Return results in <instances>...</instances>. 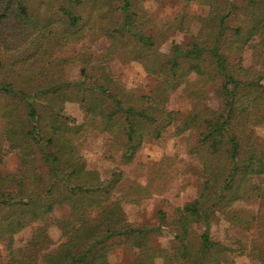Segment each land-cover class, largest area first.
Masks as SVG:
<instances>
[{"label": "trees", "instance_id": "obj_1", "mask_svg": "<svg viewBox=\"0 0 264 264\" xmlns=\"http://www.w3.org/2000/svg\"><path fill=\"white\" fill-rule=\"evenodd\" d=\"M144 1L0 0V165L7 152L19 161L15 172L0 170L2 264H151L156 258L220 264L228 249L210 239L212 218L222 215L239 232L251 228L255 217L235 205L264 200V136L256 133L264 125V0H172L197 2L208 11H177L161 24ZM230 18L236 25L228 24ZM194 20L196 33L190 30ZM173 31L188 33V41L162 52ZM82 41L103 46L70 57L59 53ZM248 48L253 54L245 67ZM116 58L136 62L156 84L148 92L127 88L111 67ZM73 63L78 76L69 79ZM181 85L192 102L185 114L167 107ZM210 94L217 108L208 105ZM70 101L78 104L81 123L63 114ZM169 127L176 135L187 132L185 155L198 170V192L181 206L162 200L154 225L134 224L123 203L162 193L170 163H141L145 183L119 168L101 178L86 167L78 140L89 131L102 133L121 162L130 163L144 142L164 140ZM61 205L68 212L52 218ZM52 223L62 238L54 248ZM33 224L31 236L15 247L14 235ZM195 224L203 226L197 245L189 238ZM164 228L173 235L170 249L154 245ZM117 245L137 250L131 262L108 260ZM249 253L264 264V249L253 244Z\"/></svg>", "mask_w": 264, "mask_h": 264}, {"label": "rangeland", "instance_id": "obj_2", "mask_svg": "<svg viewBox=\"0 0 264 264\" xmlns=\"http://www.w3.org/2000/svg\"><path fill=\"white\" fill-rule=\"evenodd\" d=\"M144 8L150 13L157 24L164 23L171 19L177 11H184L191 15H205L208 11L206 6L200 5L197 2L181 3L172 0L157 1L145 0ZM230 26L236 25L233 18L228 20ZM198 22L194 20L191 23L190 30L196 33ZM189 34L179 31H173L163 44L160 45L162 52H168L172 42L185 43L188 41ZM89 43V42H88ZM87 42L70 43L65 45L59 52L65 57L75 55L81 48H89L96 51L103 46L102 41L97 45L88 44ZM253 51L245 49L243 52V65L248 67L251 64ZM259 62L264 70V46L260 51ZM113 71L120 76L127 88L136 92H148L156 81L148 76L142 67L136 62H126L120 58H116L111 62ZM79 65L71 64L66 69V75L69 79H76L78 76ZM264 83V79H263ZM181 85L173 92L168 100V109L178 110L182 113H187L192 102L188 99ZM207 103L212 108H217V99L210 94ZM63 114L68 116L70 122L81 123L82 113L78 108V104L70 101L66 102L63 109ZM173 128L169 127L165 134V139L159 142L146 141L137 152L136 156L130 163H122L120 160V151L111 142L108 143L106 136L96 131H89L84 134V137L78 140L80 153L85 160L86 167L96 169L101 178L108 176V170L112 168L122 169L124 176L129 179H135L140 183H145L147 179V171L139 166L142 164L159 163L163 158L170 163L171 179L167 186L164 187L162 193H154L140 201L138 204L129 202L123 203V208L126 212L127 220L134 224L154 225L156 220V208L161 204V201L166 199L173 205L181 206L186 201L194 198L198 192V170L195 165L189 163L185 155V139L187 132L176 135ZM256 133L264 136V125L256 128ZM196 135V134H195ZM114 147V148H113ZM166 162V161H163ZM167 163H165L167 165ZM19 166L18 156L15 152H7L0 165V170L3 172H15ZM182 169H185L182 171ZM121 185H124L120 183ZM242 214L254 216V222L248 231L239 232L230 227L229 222L222 215H215L210 221L208 232L210 239L219 242L224 248L226 255L222 256L220 264H261L254 259L249 250L253 244L260 249H264V200L262 198H252L248 202H239L235 205ZM68 212V208L61 205L56 206L52 212V218L58 219ZM36 224L27 226L14 235L13 245L21 247L25 241L31 236L33 228ZM170 228L162 229L161 233L154 237V245L162 248L170 249L173 241V235ZM203 231V226L195 224L192 226L190 233V241L198 244L200 233ZM48 234L52 240L50 248L56 247L57 243L62 240L61 233L55 223L48 227ZM220 245V246H221ZM137 250L127 245H117L113 248L108 256L110 262L129 263L133 260ZM6 258V246L0 243V264L4 263ZM151 264H164L162 258H156Z\"/></svg>", "mask_w": 264, "mask_h": 264}]
</instances>
